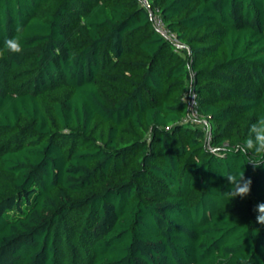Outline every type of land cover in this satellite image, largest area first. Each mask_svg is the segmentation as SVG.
<instances>
[{"label": "trees", "instance_id": "1", "mask_svg": "<svg viewBox=\"0 0 264 264\" xmlns=\"http://www.w3.org/2000/svg\"><path fill=\"white\" fill-rule=\"evenodd\" d=\"M149 1L0 0V264H264V0Z\"/></svg>", "mask_w": 264, "mask_h": 264}, {"label": "clouds", "instance_id": "2", "mask_svg": "<svg viewBox=\"0 0 264 264\" xmlns=\"http://www.w3.org/2000/svg\"><path fill=\"white\" fill-rule=\"evenodd\" d=\"M21 31L22 28L17 26L16 32L20 33ZM5 50L14 54L22 53L24 49L19 36L5 39L4 50H0V56L5 54ZM236 147L237 151L248 156L247 163L252 165L254 171L264 164V115L259 116L255 122L251 123L247 138ZM225 177L231 185V190L226 192V195L231 199L244 198L250 194L253 180L250 177H245L244 172L229 173ZM254 211L257 213V222L264 224V202H259Z\"/></svg>", "mask_w": 264, "mask_h": 264}, {"label": "built area", "instance_id": "3", "mask_svg": "<svg viewBox=\"0 0 264 264\" xmlns=\"http://www.w3.org/2000/svg\"><path fill=\"white\" fill-rule=\"evenodd\" d=\"M142 5H144L151 13L152 19H153V25L155 29L160 32L163 36H165L168 39L176 41V36L173 34L170 29L166 26L160 12L158 9H153L149 0H140ZM190 99V105L193 108V106L196 104L195 101V95L192 94ZM194 117H197L196 113L194 112Z\"/></svg>", "mask_w": 264, "mask_h": 264}]
</instances>
